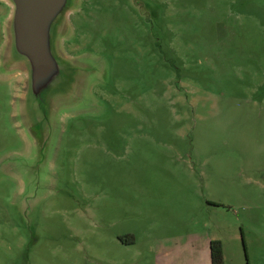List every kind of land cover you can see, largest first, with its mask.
I'll use <instances>...</instances> for the list:
<instances>
[{
  "label": "rangeland",
  "instance_id": "1",
  "mask_svg": "<svg viewBox=\"0 0 264 264\" xmlns=\"http://www.w3.org/2000/svg\"><path fill=\"white\" fill-rule=\"evenodd\" d=\"M11 13L0 264H264V0H78L54 42L87 77L36 139Z\"/></svg>",
  "mask_w": 264,
  "mask_h": 264
},
{
  "label": "water",
  "instance_id": "2",
  "mask_svg": "<svg viewBox=\"0 0 264 264\" xmlns=\"http://www.w3.org/2000/svg\"><path fill=\"white\" fill-rule=\"evenodd\" d=\"M6 1L12 13L4 61L8 67L17 64L24 67L27 73L24 86L38 111L30 122L31 133L35 136L39 132L42 137L46 133L44 128L55 117L57 103L71 90L57 89L59 85L66 82L72 85L75 80L87 77V67L59 57L54 42L67 13L76 7L78 0Z\"/></svg>",
  "mask_w": 264,
  "mask_h": 264
},
{
  "label": "trees",
  "instance_id": "3",
  "mask_svg": "<svg viewBox=\"0 0 264 264\" xmlns=\"http://www.w3.org/2000/svg\"><path fill=\"white\" fill-rule=\"evenodd\" d=\"M211 264H223L222 245L218 240L209 243Z\"/></svg>",
  "mask_w": 264,
  "mask_h": 264
},
{
  "label": "flooded vegetation",
  "instance_id": "4",
  "mask_svg": "<svg viewBox=\"0 0 264 264\" xmlns=\"http://www.w3.org/2000/svg\"><path fill=\"white\" fill-rule=\"evenodd\" d=\"M0 4H1L5 9L10 7L5 1H2V0H0Z\"/></svg>",
  "mask_w": 264,
  "mask_h": 264
}]
</instances>
